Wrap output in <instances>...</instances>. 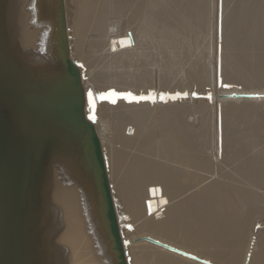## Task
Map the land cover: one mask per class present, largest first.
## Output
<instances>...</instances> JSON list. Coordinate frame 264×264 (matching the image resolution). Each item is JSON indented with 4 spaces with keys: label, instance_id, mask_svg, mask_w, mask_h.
<instances>
[{
    "label": "bare ground",
    "instance_id": "obj_1",
    "mask_svg": "<svg viewBox=\"0 0 264 264\" xmlns=\"http://www.w3.org/2000/svg\"><path fill=\"white\" fill-rule=\"evenodd\" d=\"M34 1L7 0L17 54L40 53L53 32L51 19L35 17ZM62 1L68 56L90 90L84 110L94 109L122 237L140 233L211 264H264L254 240L243 251L251 237L223 187L227 176L240 178L238 202L264 215V0H221L218 20L212 0ZM223 82L258 96L221 108ZM206 84L216 102L211 114L196 98L160 104L166 92L211 93ZM100 93L106 99L94 102ZM216 155L239 162L221 174ZM43 158L41 235L53 264H117L81 176L66 177L50 155ZM144 239L124 240L125 264H207Z\"/></svg>",
    "mask_w": 264,
    "mask_h": 264
},
{
    "label": "water",
    "instance_id": "obj_2",
    "mask_svg": "<svg viewBox=\"0 0 264 264\" xmlns=\"http://www.w3.org/2000/svg\"><path fill=\"white\" fill-rule=\"evenodd\" d=\"M6 4L0 0V264H53L41 235L48 220L40 202L44 154L57 162L64 176H81L100 232L117 264H125L126 242L94 128V109L84 110L90 90L84 93L78 66L68 56L63 1L52 0L50 8L33 2L35 17L51 19L53 32L42 41L40 53L25 55L10 47ZM100 95L94 102L106 99Z\"/></svg>",
    "mask_w": 264,
    "mask_h": 264
},
{
    "label": "rangeland",
    "instance_id": "obj_3",
    "mask_svg": "<svg viewBox=\"0 0 264 264\" xmlns=\"http://www.w3.org/2000/svg\"><path fill=\"white\" fill-rule=\"evenodd\" d=\"M221 6H222L221 0H212V14H213L214 20L215 19L218 20L221 17V13H222ZM217 27H218V24H217ZM218 31H219V29H216V38H218V36H219ZM204 89L206 92H211V93H206V94H208L206 96L205 93L191 94L188 92L189 90H184V91H182V93H168V92L165 93V92H163L165 94H163V95L160 94V98H159L160 104L167 105L168 101L171 99H179V100L188 99L189 100L192 98H196L197 101L200 100V101L204 102V104L207 106V110L211 114L210 105H215L216 102H213V94H212L210 86L208 84H206L204 86ZM220 90L222 91V93H220L221 98H222L220 101L221 108H226L227 105H229L230 103H232L234 105V102L239 101L240 96H236V95L249 94V93H244V91L241 90V88L237 84H234V83L223 82L220 85ZM174 91L175 90H173L172 92H174ZM177 91L178 90H176L175 92H177ZM160 92H162V91H160ZM252 93H254V92H252ZM251 98L252 97H245L244 101L245 100H251ZM157 102H159V101H157ZM237 111L239 113H243L242 108L238 109ZM213 127L214 126L212 125L210 133L208 131L209 142L211 143L212 147L216 150V148L218 149V141L216 140L217 137L215 138V136H214ZM214 129H215V127H214ZM235 157L236 156H233L232 158L230 156L222 157V158H224V161L221 163V161H220L221 158H219L216 155V157H214V160L216 162V171L218 173L222 174V173L228 171V169L230 170L233 164L239 162L238 161L239 159H236ZM240 159H242V158H240ZM203 181L200 182L199 185L193 186L192 189H197V188L201 187L203 185ZM237 186H244V184L241 185V179L240 178H236V176H233V177L227 176L226 178L223 179V187L225 188L227 196L229 197L230 202L233 203V205H235L237 210H239L240 217H241V219H242V221L246 227L247 233H248L247 235H249L251 237L249 239V241L246 240V242L244 244L243 251L246 250V248H248L249 245H252L251 240H254L255 244L257 245L255 247V249H257L258 252H260L261 254L264 255V245L261 241V237L264 234V215L257 213L255 211L247 212L246 210H244L242 208L241 204L238 202L237 196H236L235 191H234V187H237ZM192 189H189L182 196L184 197L187 194H189L192 191ZM118 225L120 227V231H121V234L123 236L125 233L122 231V226H121V223L119 220H118ZM127 230H129V229H127ZM127 239H132L131 243H133L135 240L144 239V237L141 236L140 233L135 234V236L134 235H132V236L126 235V237H124V238L122 237V240H127ZM144 241L147 242L146 239H144ZM250 241H251V243H249ZM123 247H124V245H123ZM171 247L178 249L177 246H171ZM201 256L202 255H200V257ZM199 259L203 260V257L199 258ZM213 262H215V261H213ZM222 264H225V263H222Z\"/></svg>",
    "mask_w": 264,
    "mask_h": 264
},
{
    "label": "snow or ice",
    "instance_id": "obj_4",
    "mask_svg": "<svg viewBox=\"0 0 264 264\" xmlns=\"http://www.w3.org/2000/svg\"><path fill=\"white\" fill-rule=\"evenodd\" d=\"M91 95V94H90Z\"/></svg>",
    "mask_w": 264,
    "mask_h": 264
}]
</instances>
